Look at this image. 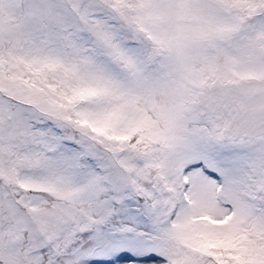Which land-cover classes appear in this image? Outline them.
<instances>
[{
    "label": "snow or ice",
    "instance_id": "obj_1",
    "mask_svg": "<svg viewBox=\"0 0 264 264\" xmlns=\"http://www.w3.org/2000/svg\"><path fill=\"white\" fill-rule=\"evenodd\" d=\"M0 264H264V0H0Z\"/></svg>",
    "mask_w": 264,
    "mask_h": 264
}]
</instances>
